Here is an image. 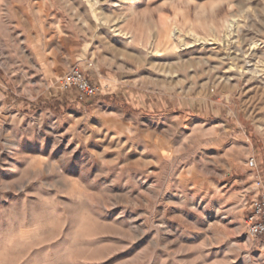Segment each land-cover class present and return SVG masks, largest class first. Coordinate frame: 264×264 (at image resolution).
Segmentation results:
<instances>
[{
  "label": "rangeland",
  "instance_id": "obj_1",
  "mask_svg": "<svg viewBox=\"0 0 264 264\" xmlns=\"http://www.w3.org/2000/svg\"><path fill=\"white\" fill-rule=\"evenodd\" d=\"M252 156L264 0H0V264H264Z\"/></svg>",
  "mask_w": 264,
  "mask_h": 264
},
{
  "label": "built area",
  "instance_id": "obj_2",
  "mask_svg": "<svg viewBox=\"0 0 264 264\" xmlns=\"http://www.w3.org/2000/svg\"><path fill=\"white\" fill-rule=\"evenodd\" d=\"M61 86L65 91H74L79 101L94 98L101 91L99 86L90 81L80 66H73L70 69L62 78ZM248 166L258 173L255 182L258 193L252 200L246 227L249 236L259 238L264 236V167L260 168L256 156L249 159Z\"/></svg>",
  "mask_w": 264,
  "mask_h": 264
}]
</instances>
